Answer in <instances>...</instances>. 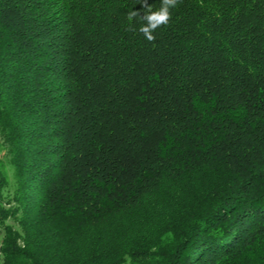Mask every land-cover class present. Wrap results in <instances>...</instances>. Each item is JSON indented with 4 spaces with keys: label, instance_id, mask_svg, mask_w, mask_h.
Here are the masks:
<instances>
[{
    "label": "trees",
    "instance_id": "1",
    "mask_svg": "<svg viewBox=\"0 0 264 264\" xmlns=\"http://www.w3.org/2000/svg\"><path fill=\"white\" fill-rule=\"evenodd\" d=\"M141 3L0 0V264H264V0Z\"/></svg>",
    "mask_w": 264,
    "mask_h": 264
},
{
    "label": "clouds",
    "instance_id": "2",
    "mask_svg": "<svg viewBox=\"0 0 264 264\" xmlns=\"http://www.w3.org/2000/svg\"><path fill=\"white\" fill-rule=\"evenodd\" d=\"M178 0H162V6L158 11H151L150 6L147 4V0H142L141 7L148 8V12L143 16V19L147 22L146 25L141 26L139 31L143 33L144 37L148 41H154L155 36L152 34L157 27L167 24L171 18L170 8L177 6ZM139 11H133L128 14V19L131 20L137 16Z\"/></svg>",
    "mask_w": 264,
    "mask_h": 264
},
{
    "label": "rangeland",
    "instance_id": "3",
    "mask_svg": "<svg viewBox=\"0 0 264 264\" xmlns=\"http://www.w3.org/2000/svg\"><path fill=\"white\" fill-rule=\"evenodd\" d=\"M0 166L4 169L8 180L11 182L13 170L11 166L6 165V158L2 150H0Z\"/></svg>",
    "mask_w": 264,
    "mask_h": 264
}]
</instances>
